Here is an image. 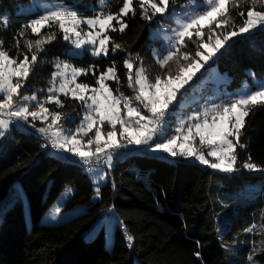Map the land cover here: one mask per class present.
<instances>
[{
  "label": "trees",
  "instance_id": "1",
  "mask_svg": "<svg viewBox=\"0 0 264 264\" xmlns=\"http://www.w3.org/2000/svg\"><path fill=\"white\" fill-rule=\"evenodd\" d=\"M65 2L73 5V1ZM80 2L77 7L81 15H94L90 6L96 7L97 0ZM31 3L32 0H0V13L8 15V24H0V39L10 56H19L21 60L23 55L20 53L27 49L19 33L24 31L25 38L36 39L24 25L41 15L26 11ZM188 3L189 0H170L165 15ZM122 4L123 0H113L105 11L117 13ZM133 6L135 17L129 14L125 18L128 28L123 33H108L121 49L113 54L110 43L107 57H94L87 51L80 56L72 55L69 53L71 45L63 40V34L51 29L56 31V39L40 53L36 70L21 91L28 95L35 93L43 100L52 73L56 71L55 64L62 62L85 70L95 66L96 75L89 72L79 77V82L97 87L99 73L115 61L120 82L107 83L115 95L122 93L145 112L134 99L136 91L128 87L124 60L130 56L134 68L142 66L153 82L157 76L164 77L168 73L175 76L180 65L173 60L161 68L157 62L160 56L156 57L154 49L160 48L163 41L149 37L151 29L164 23L165 15L141 19L139 0H134ZM248 7L245 0H241L239 7L229 6L231 19L227 30H232L233 22L237 26L242 24L239 12L246 13ZM212 27L215 28V24ZM49 31L44 29L43 33ZM203 32L207 41L208 28ZM216 32L220 33L221 29ZM17 38L21 39L19 49ZM214 40L215 37L212 43ZM199 43L195 35L191 40L185 38L186 46L181 52L195 57ZM229 43L231 46L217 54L210 65L227 75L230 80L227 88L236 94L244 84L264 79V32L239 35ZM187 63L181 61L185 67ZM60 99L64 101L63 108H57L55 104H46V107L61 113L64 129L74 132L83 120L85 109L79 101L63 96ZM35 123L32 127L31 123L14 122L0 135V204L11 186L20 182L30 220L28 229L19 198L2 213L0 264H252L248 259L250 255L258 264H264V172L242 167L249 156L253 163L264 167V106L253 108L246 117L241 135V143L246 147L237 148L239 171L223 173L190 158H170L146 151L152 146L142 152L137 150L140 146L129 145L123 148L129 152V159L113 158L111 166L99 167L105 169L107 176V182L99 187V197L87 174L88 169L78 165V158L71 154L54 155L61 152L52 147L48 138L46 142L50 145L47 146L42 141L45 136L38 131L46 125L40 121ZM108 130L109 126L105 124L103 131ZM94 132L95 129L89 137ZM194 146L206 151L198 137ZM65 188L73 189V193L62 212L78 207H83V212L57 225L40 224L48 207ZM95 197L98 198L96 201ZM106 213L110 220L114 218L110 250L106 246L103 225L96 233H90L95 224L105 219ZM128 235L133 238L131 246ZM195 253H199V257Z\"/></svg>",
  "mask_w": 264,
  "mask_h": 264
},
{
  "label": "snow or ice",
  "instance_id": "2",
  "mask_svg": "<svg viewBox=\"0 0 264 264\" xmlns=\"http://www.w3.org/2000/svg\"><path fill=\"white\" fill-rule=\"evenodd\" d=\"M245 2L249 4L246 13L239 12L243 22L239 26L233 22L231 31L226 27L231 19L229 6L239 7L241 0H203L204 7L201 10L194 12L186 20L176 21L179 28L174 30L176 37L174 51L157 61L160 67L164 68L170 61L175 60L180 65L175 76L168 73L164 77L157 76L153 82L149 80L142 66L134 68L130 56L124 60L128 87L136 91L134 99L146 112L142 111L141 107L133 105L131 99L122 93L115 95L107 83L120 82L115 61L99 73L96 79L97 87L79 82V77L86 76L89 72L95 76L97 72L95 66L85 70L68 63H56V71L52 73L50 86L43 100L38 99L35 93L28 95L21 91L26 88L30 75L36 70L40 53L45 52V46L56 39L57 33L51 29H57L63 34V40L69 41L76 49L90 45L94 56L107 57L110 43L113 54L121 49L108 33L116 31L123 33L128 28L125 18L129 14L132 17L136 15L134 0H123L122 7L117 13L110 10L99 11L87 17L68 6L50 8L24 25L36 39L25 38L24 31L19 33L27 49V52L20 53L23 55L22 60L19 56H10L3 47V40L0 39V129L6 131L17 121L31 123L32 127H35V122L40 121L46 126L40 127L38 131L51 141L53 148L70 153L85 165L104 162L111 166L113 155L118 149L128 145L147 146L154 138L160 136V142L146 151L164 153L173 158L194 157L200 164L223 173L239 171L237 148L246 147L241 143L242 130L252 109L264 106V85L258 90L240 95L227 105L216 106L211 113H203V119L200 116L191 117L190 120H194L195 123H187L185 126L182 122L175 129L176 134L171 137L165 136L164 125L165 117L169 115V106L177 99L180 90L192 79L195 71L202 68L203 64L211 60L221 49L230 47L229 42L234 37L250 35L256 31L264 32V10H259L264 9V0ZM100 3L103 8H108L109 0H100ZM169 4L170 0H139L141 19L151 20L157 14L164 16ZM0 24L7 25L8 17H3ZM213 24L215 28L212 27ZM206 27L210 32L207 41L203 38V29ZM44 29L50 31L43 33ZM216 29H221V32L217 33ZM193 35L200 40L195 57L181 52V48L186 46L185 38L191 40ZM20 38L16 39L17 49L20 48ZM181 61L188 62L187 66L181 65ZM61 96L79 101L85 109L83 120L74 132H65L61 123L62 114L46 107V104H55L57 108H63L64 101L60 99ZM105 124L109 126L106 133L103 131ZM93 129L94 135L89 137ZM0 135H3V132H0ZM84 137L88 139L84 140ZM197 137L201 146H207L206 154L201 148L194 146ZM207 157H211L212 160ZM242 167L248 171L264 172V167L253 163L251 156ZM96 194L99 197V188L96 189ZM132 239L131 235L127 236L129 246ZM195 255L199 257V253ZM248 259L252 264H258L253 256L250 255Z\"/></svg>",
  "mask_w": 264,
  "mask_h": 264
},
{
  "label": "rangeland",
  "instance_id": "3",
  "mask_svg": "<svg viewBox=\"0 0 264 264\" xmlns=\"http://www.w3.org/2000/svg\"><path fill=\"white\" fill-rule=\"evenodd\" d=\"M67 0H32V3L26 8L27 12H39L44 14L47 10L53 7L58 6H68L71 7L79 12V8L77 7L78 4H80V1H92V0H70L73 1V5L66 4ZM98 4L96 7L93 5L90 6V11H93L92 13L99 12V11H105L107 8H103L100 0H97ZM113 0H109V3ZM83 3L82 5H84ZM109 5V4H108ZM204 7L203 0H189L188 4L181 5L179 8L171 12L169 15H165V21L163 24H161L157 28H153L149 31V37L152 39H159L162 40V45L160 48H155L154 52L157 55L156 57L160 56V59L167 56L170 52L174 51L173 45L175 43V31L178 30L179 25L176 23L177 20H186L188 17L193 15L194 12H198ZM3 17H8V15L1 14L0 13V19L2 20ZM245 35V34H242ZM69 42V41H68ZM70 43V42H69ZM214 43V42H213ZM71 49L69 51L70 54L75 56H80L84 52L90 53L92 56V46L85 45L82 49H76L73 44H71ZM223 49L220 50V52ZM218 52L217 54H219ZM216 54V55H217ZM215 55V56H216ZM215 56L212 58L214 59ZM96 57V56H94ZM209 60L206 64H203V67L200 68L198 71H195V74L192 76V79L189 81L188 84L184 86L180 90V92L177 94V99L173 101V103L169 106V115L165 117V136L171 137L172 135H175V129L182 123H185V126H187V123H195L194 120H190L191 117L194 116H200L201 119H203V113L211 111L218 105L223 106L229 104L232 100L238 99L240 95L255 91L261 88L262 85H264V79L260 80H253L252 84H244L242 89L237 92L236 94H233V92L227 88V85L229 83V78L226 74L221 73L214 65H210ZM65 63V62H62ZM203 63V61L201 62ZM177 104V107H175ZM146 112V111H145ZM85 114V111H84ZM83 114V116H84ZM1 132H4L5 130L0 129ZM7 131V130H6ZM65 132H68L65 130ZM171 132V133H170ZM157 139V141H155ZM161 137L157 136L153 139L152 143L150 145H141V148H138L137 150L143 149L153 146L155 143L160 142ZM129 146V145H128ZM120 151H127L123 150V148L119 149ZM208 148L206 146L205 154L207 153ZM61 153H54V155L58 157H62V153L65 154V152L60 151ZM70 154V153H67ZM165 157L167 154L161 153ZM75 157V156H73ZM210 161L212 160L211 157H207ZM191 161L198 162L194 157H190ZM113 163V161H112ZM87 174L92 180L94 184L95 190L99 188L101 185L105 184L107 182V176L104 168H94L91 171L88 169ZM103 177V178H101ZM73 193V189L71 188H65L60 195L57 197V199L48 207L45 214L40 220V224L42 225H57L60 224L80 213L83 212V207H78L74 210H70L67 212H62V207L65 204V202L70 198V196ZM20 199L21 204L23 207V214L25 221L27 223L28 229L30 228V220H29V210L27 205V199L25 192L20 184V182H15L11 188L9 189V192L6 196V198L1 202L0 204V218L2 213L6 210L7 206L12 203L15 199ZM98 198L95 197V201ZM109 217V214H105V219L101 221L99 224H95L90 233H96L100 226L105 227V233H106V246L110 250L111 249V238H112V228L114 225V218L111 217V220ZM86 236H89L87 234Z\"/></svg>",
  "mask_w": 264,
  "mask_h": 264
},
{
  "label": "built area",
  "instance_id": "4",
  "mask_svg": "<svg viewBox=\"0 0 264 264\" xmlns=\"http://www.w3.org/2000/svg\"><path fill=\"white\" fill-rule=\"evenodd\" d=\"M42 141H44V143L47 144V146L50 145V144H48L49 142H46L47 141L46 137L42 138ZM139 151L144 152L143 149H140ZM129 156H130V154L128 151L117 150L114 153L113 158H123L124 160H127V159H129ZM78 165H80L81 167H83L85 169H94V168H98V167H107L108 166V164H106L104 162H101L99 164L93 162V164H91V165H85V164H82L79 160H78Z\"/></svg>",
  "mask_w": 264,
  "mask_h": 264
},
{
  "label": "crops",
  "instance_id": "5",
  "mask_svg": "<svg viewBox=\"0 0 264 264\" xmlns=\"http://www.w3.org/2000/svg\"><path fill=\"white\" fill-rule=\"evenodd\" d=\"M1 132V131H0Z\"/></svg>",
  "mask_w": 264,
  "mask_h": 264
}]
</instances>
